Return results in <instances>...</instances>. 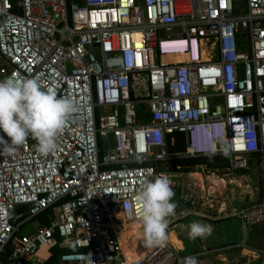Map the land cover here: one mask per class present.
I'll list each match as a JSON object with an SVG mask.
<instances>
[{"label":"built area","instance_id":"1","mask_svg":"<svg viewBox=\"0 0 264 264\" xmlns=\"http://www.w3.org/2000/svg\"><path fill=\"white\" fill-rule=\"evenodd\" d=\"M7 77L77 105L48 156L31 137L0 152L7 264L56 244L80 248L60 264H184L166 240L128 257L113 221L142 222L135 194L171 158L167 135L183 133L192 157L227 154L230 170L264 161V0H0ZM58 203L47 225L15 238ZM234 215L264 222V200Z\"/></svg>","mask_w":264,"mask_h":264},{"label":"clouds","instance_id":"2","mask_svg":"<svg viewBox=\"0 0 264 264\" xmlns=\"http://www.w3.org/2000/svg\"><path fill=\"white\" fill-rule=\"evenodd\" d=\"M76 111L72 99L59 96L54 87H43L36 78L0 80V152L12 154L31 137L37 141L38 152L48 156L55 150L68 117ZM171 185L170 177L161 174L145 181L135 194L144 239L149 246L162 245L167 238L169 217L175 215L177 207ZM187 227L193 240L212 232L211 225L197 221ZM184 264H198V259L187 256Z\"/></svg>","mask_w":264,"mask_h":264},{"label":"crops","instance_id":"3","mask_svg":"<svg viewBox=\"0 0 264 264\" xmlns=\"http://www.w3.org/2000/svg\"><path fill=\"white\" fill-rule=\"evenodd\" d=\"M204 166L205 165H196V167ZM254 166L255 163L251 164L248 167L250 170L248 172H243L244 170H235L236 173H234V170L226 168L231 172L234 171V174H225V177H220L221 179L215 181L223 185V187L219 188V192L216 194L218 197L214 199L212 197L214 191L212 185L214 181L213 175H206L198 170L182 172L179 166L172 165L166 161L158 163L159 175L167 174L172 181L171 187L175 193L172 199L177 205L175 215L169 217L166 241L181 257L185 258L187 256L208 254V252L211 253L213 251L214 247L229 243L237 244L238 248L248 253L252 252L250 249H260L258 246L260 244L262 245L263 242L261 243L260 240H257V226L264 222L247 226L238 216L234 215V217H231V214H228L229 212L235 214L244 203V198L241 195L243 193V186H245L246 182H255ZM50 216L51 215H49V217ZM35 218L25 224L32 222ZM193 221L211 225L212 232L210 235L197 237L200 242L199 245L187 248L182 241L181 233L187 231V226ZM139 223L143 225L142 222ZM25 224L22 225V231L19 232L21 236L35 232L43 225L40 224V226H36L34 224L31 225L28 230L23 229ZM120 240L123 241L122 237H120ZM193 253L195 254L192 255ZM50 254L49 249L42 247L29 262L32 260L31 263L33 264H43L50 257Z\"/></svg>","mask_w":264,"mask_h":264},{"label":"rangeland","instance_id":"4","mask_svg":"<svg viewBox=\"0 0 264 264\" xmlns=\"http://www.w3.org/2000/svg\"><path fill=\"white\" fill-rule=\"evenodd\" d=\"M195 141L198 144H201L205 141V137L203 135H197L195 137ZM255 163V182L250 183L246 182L245 186H243V193L241 194L244 198V203L241 205L240 208H243L245 206H249L258 202H261L264 200V162L262 161L260 156H255L252 158L250 165ZM249 165V166H250ZM190 170L196 171L198 170L201 173H204L206 175H213L214 181L212 182V185L214 187L213 191V198H217L216 196L217 192H219V188H222L223 185L220 183H217L215 181L225 177V174L233 175L236 173V171L233 173L227 169H209L204 167H189ZM250 171L249 168L245 169L243 172ZM233 173V174H232ZM221 177V178H220ZM155 178V177H154ZM244 185V184H243ZM219 194V193H218ZM231 214V217H234L233 213ZM48 217V214H47ZM41 218V217H40ZM39 217H36L32 222L25 224L23 229H28L31 225L40 226L42 224V221ZM115 224H119V232L118 237H122V246L125 250V254L128 257H139L143 253L147 252L148 249H150L152 246L147 245L145 239H144V229L143 225L139 222H133L132 224H126V222L121 214H118L117 217L113 220ZM126 225V226H125ZM258 232L256 233L257 240H260L263 247H264V223L259 224L258 226ZM29 230V229H28ZM20 230L19 232H21ZM131 231V232H130ZM130 232V233H129ZM182 235V241L185 243L187 248L194 247L195 245H199L200 242L198 238L196 239H190L188 236V230L183 231L181 233ZM20 233H17L15 235V238H20ZM125 240L129 241V245L125 243ZM132 244V246H130ZM135 245V247H134ZM260 244L258 248L260 249H250V253L244 251L243 249L238 248V245L235 243H229L224 244L221 246H216L213 248V251L211 253L208 252L205 254H201L196 256L198 259V264H261L262 263V252L264 248ZM9 246L11 247V243H9ZM135 248V249H133ZM256 252V253H253ZM193 253L192 255H194ZM183 258V257H182ZM32 262V260L30 261ZM0 264H3L0 262Z\"/></svg>","mask_w":264,"mask_h":264},{"label":"trees","instance_id":"5","mask_svg":"<svg viewBox=\"0 0 264 264\" xmlns=\"http://www.w3.org/2000/svg\"><path fill=\"white\" fill-rule=\"evenodd\" d=\"M167 144L168 151L171 154V158L166 160V162L171 163L172 165L179 166L182 172H190L189 167H194L196 165H205L209 169H226L229 167V158L227 154H218L214 156H189L185 153V135L183 133H172L167 135ZM127 165H137L136 164H122L120 166ZM59 208V203L53 207L48 208L43 213L39 214L37 217H41V221L43 225H47L49 222V215H57ZM25 208L18 207L17 212H23ZM48 214V217H47ZM22 229L20 226L19 231ZM16 233V234H17ZM10 250V246L6 247L5 252L0 256V262L3 264H7V256ZM80 250L79 247H63L56 244L54 247L50 249V257L43 264H60V256L62 254L70 253V252H78ZM25 264H33L29 261L25 262Z\"/></svg>","mask_w":264,"mask_h":264},{"label":"bare ground","instance_id":"6","mask_svg":"<svg viewBox=\"0 0 264 264\" xmlns=\"http://www.w3.org/2000/svg\"><path fill=\"white\" fill-rule=\"evenodd\" d=\"M194 137V136H193ZM194 139V138H193ZM130 223H132V222H128V224H130ZM125 243L127 244V245H129V241H127V240H125ZM121 244H122V242H121ZM130 246H132V244L130 245ZM133 247V246H132ZM122 248H123V246H122ZM124 250V249H123ZM124 252H125V250H124ZM131 258H136V257H131Z\"/></svg>","mask_w":264,"mask_h":264}]
</instances>
